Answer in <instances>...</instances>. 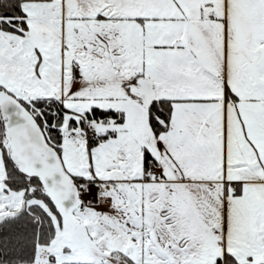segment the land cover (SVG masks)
I'll use <instances>...</instances> for the list:
<instances>
[{
    "label": "snow or ice",
    "instance_id": "snow-or-ice-1",
    "mask_svg": "<svg viewBox=\"0 0 264 264\" xmlns=\"http://www.w3.org/2000/svg\"><path fill=\"white\" fill-rule=\"evenodd\" d=\"M0 162V264H264V0H0Z\"/></svg>",
    "mask_w": 264,
    "mask_h": 264
},
{
    "label": "rangeland",
    "instance_id": "rangeland-1",
    "mask_svg": "<svg viewBox=\"0 0 264 264\" xmlns=\"http://www.w3.org/2000/svg\"><path fill=\"white\" fill-rule=\"evenodd\" d=\"M5 168L2 162H0V190H2L3 188L6 187V185L4 184V179H5ZM9 192H11V190H9ZM12 196H14L17 199V203L19 204V196L20 193H11Z\"/></svg>",
    "mask_w": 264,
    "mask_h": 264
},
{
    "label": "trees",
    "instance_id": "trees-1",
    "mask_svg": "<svg viewBox=\"0 0 264 264\" xmlns=\"http://www.w3.org/2000/svg\"><path fill=\"white\" fill-rule=\"evenodd\" d=\"M5 174H6V172H5ZM6 178H7V176L5 175V179H6ZM5 179H4V180H5ZM22 242H23V241H21V243H22Z\"/></svg>",
    "mask_w": 264,
    "mask_h": 264
}]
</instances>
